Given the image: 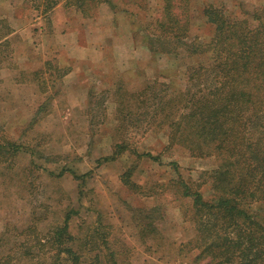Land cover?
I'll return each instance as SVG.
<instances>
[{
    "label": "rangeland",
    "instance_id": "1",
    "mask_svg": "<svg viewBox=\"0 0 264 264\" xmlns=\"http://www.w3.org/2000/svg\"><path fill=\"white\" fill-rule=\"evenodd\" d=\"M111 2L89 1L90 17L66 4L50 24L39 1L0 0L9 21L0 29L18 31L0 45V142L9 149L0 155L2 263L72 264L50 241L67 214L81 264L209 261L197 258L193 200L181 184L212 200L219 162L170 145L165 118L175 113L190 61L147 49L143 26L160 15L162 0ZM207 4L251 20L264 0H192V38L212 37ZM56 24L65 35L58 43L46 40ZM30 47L41 48L42 67L23 71L18 83L10 68L32 63ZM251 208L264 225V205ZM143 212L154 216L147 233Z\"/></svg>",
    "mask_w": 264,
    "mask_h": 264
},
{
    "label": "trees",
    "instance_id": "2",
    "mask_svg": "<svg viewBox=\"0 0 264 264\" xmlns=\"http://www.w3.org/2000/svg\"><path fill=\"white\" fill-rule=\"evenodd\" d=\"M61 1L46 0L44 12ZM89 1L113 5L111 0H68V5L90 17ZM162 1L160 15L143 26L147 49L153 55L190 61L186 87L174 98L175 113L165 116L170 145L183 146L196 157L214 156L219 162L210 173L212 200L181 184L183 195L193 200L195 248L201 249L197 258L208 259L206 264H264V225L251 211L254 203L264 205V7L249 20L205 5L202 15L213 34L204 41L190 36L192 0ZM11 32L6 26L0 29V45H8L4 39ZM8 150L0 142V155ZM70 220L67 214L50 241L72 264H81ZM139 221L142 231L149 232L153 213L143 212Z\"/></svg>",
    "mask_w": 264,
    "mask_h": 264
},
{
    "label": "crops",
    "instance_id": "3",
    "mask_svg": "<svg viewBox=\"0 0 264 264\" xmlns=\"http://www.w3.org/2000/svg\"><path fill=\"white\" fill-rule=\"evenodd\" d=\"M36 1H39V4H37V6H36V9L38 10V8L39 7H42V9H43V5L42 4H44V2L46 1V0H36ZM66 4L68 5V0H62L60 3H58L57 5H56V7L53 9V10H51L50 12H48V13H46V15H43V13L45 14V12H44V10H42V14H40L42 17L43 16H45V17H47L46 18V20L51 24L52 22V18H53V14H55V13H57V12H59L60 11V8L61 7H65L66 6ZM0 8H1V3H0ZM50 15V16H49ZM6 17V16H5ZM4 16H1L0 15V22H9L8 20H6V18H5ZM8 19V18H7ZM10 19V18H9ZM55 27H56V29L54 28L53 30H51V31H49V33L51 34L48 38L46 37V40L47 39H50V38H52L53 40H55L56 41V43H58V40L61 38H65V35H63V34H59L58 32V29H57V24L55 25ZM62 33H63V31L64 30H60ZM17 33H18V31L17 30H13L12 29V32H11V34L6 38V39H4V40H12V39H14L15 37H16V35H17ZM3 42V41H2ZM1 43V42H0ZM52 45H49V47H51ZM49 49V48H48ZM30 50H33V52H32V56H30V55H28V52L30 51ZM41 50V48H38V50H36V49H34L33 47H30L29 49H28V51L26 52V54L28 55V57L30 58V61H32V63H30V64H28L27 66H25V67H20V66H13L12 68H10V69H13V70H15L18 74H16L15 72H12V71H10V74L9 75H12L13 73H15V78L14 79H16V81L18 82V83H21L20 82V76H21V73L23 72V71H25V70H29V69H34V68H36V67H42L41 65V63L40 62H38V61H40L39 60V58L41 57V54H39V52H37V51H40ZM25 54V55H26ZM25 63H27V58L25 59ZM15 67V68H14ZM8 70V69H7ZM0 72H2V70L0 69ZM9 75H7V76H5V79L7 80L9 77ZM31 84H34L33 82H30V83H27V84H23V85H31ZM20 85H22V84H20Z\"/></svg>",
    "mask_w": 264,
    "mask_h": 264
}]
</instances>
